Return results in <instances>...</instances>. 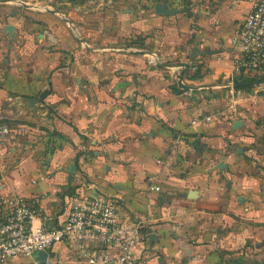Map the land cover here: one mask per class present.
Instances as JSON below:
<instances>
[{
	"label": "crops",
	"instance_id": "1",
	"mask_svg": "<svg viewBox=\"0 0 264 264\" xmlns=\"http://www.w3.org/2000/svg\"><path fill=\"white\" fill-rule=\"evenodd\" d=\"M254 1L0 0L2 197L32 201L50 228L83 194L117 198L148 233L135 264L252 261L264 75L234 72L233 50ZM49 257L85 264L66 243Z\"/></svg>",
	"mask_w": 264,
	"mask_h": 264
},
{
	"label": "built area",
	"instance_id": "2",
	"mask_svg": "<svg viewBox=\"0 0 264 264\" xmlns=\"http://www.w3.org/2000/svg\"><path fill=\"white\" fill-rule=\"evenodd\" d=\"M234 72L264 75V0H255L235 32ZM8 127L1 131L8 132ZM158 188V187H156ZM32 201L0 194V264L18 256H33L32 264H53L50 248L66 243L85 264H135L134 249L148 237L140 224L126 223L119 200L104 193L83 194L70 206L68 218L50 228L34 225ZM47 251L44 262L38 251Z\"/></svg>",
	"mask_w": 264,
	"mask_h": 264
},
{
	"label": "rangeland",
	"instance_id": "3",
	"mask_svg": "<svg viewBox=\"0 0 264 264\" xmlns=\"http://www.w3.org/2000/svg\"><path fill=\"white\" fill-rule=\"evenodd\" d=\"M42 3H45V2H42ZM40 5V4H38ZM45 5V4H43ZM41 6V5H40ZM39 11H43V10H39ZM202 71H204V66L200 67L199 68V71L197 72V74H200ZM254 251H251V253H253ZM257 253V254H256ZM254 255H256L255 257L256 258H259V260L257 259L256 262L252 263L251 261L250 262H246V261H241L242 263L240 264H264V249H261V250H255L254 252ZM20 257H24V256H18L17 258H20ZM16 258V257H15Z\"/></svg>",
	"mask_w": 264,
	"mask_h": 264
},
{
	"label": "water",
	"instance_id": "4",
	"mask_svg": "<svg viewBox=\"0 0 264 264\" xmlns=\"http://www.w3.org/2000/svg\"><path fill=\"white\" fill-rule=\"evenodd\" d=\"M5 29L7 30V31H10V32H12V29H13V27H12V25H10V23H8V25H6L5 26ZM194 54H195V49H193V53H192V57L194 56ZM32 101L34 102L35 101V98L34 99H32ZM237 123H239V121H236V124ZM71 170H73V169H75L76 168V166H74V165H71ZM46 256H47V251H45V250H41V251H38V253H37V260H39L40 262H44L45 261V258H46Z\"/></svg>",
	"mask_w": 264,
	"mask_h": 264
},
{
	"label": "trees",
	"instance_id": "5",
	"mask_svg": "<svg viewBox=\"0 0 264 264\" xmlns=\"http://www.w3.org/2000/svg\"><path fill=\"white\" fill-rule=\"evenodd\" d=\"M199 68H200V67L196 68V71H195V73H194L193 76H198L197 72L199 71ZM257 259L259 260V258H256V257H255L251 262L254 263V262L257 261ZM241 263H242V262H241Z\"/></svg>",
	"mask_w": 264,
	"mask_h": 264
}]
</instances>
